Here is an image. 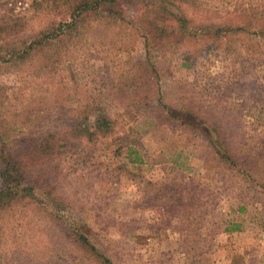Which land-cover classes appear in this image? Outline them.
<instances>
[{"label": "rangeland", "instance_id": "1", "mask_svg": "<svg viewBox=\"0 0 264 264\" xmlns=\"http://www.w3.org/2000/svg\"><path fill=\"white\" fill-rule=\"evenodd\" d=\"M25 1L0 0V140L13 154L60 136L27 166L33 197L0 211V264H94L76 231L111 264H264V0H169L194 19L198 7L231 21L239 2L251 29L146 57L127 21L97 12L65 26L68 3ZM122 2L127 18L141 7ZM189 103L220 125L223 143L247 147L251 176L166 115ZM100 109L116 121L111 133L68 132L80 111L91 125Z\"/></svg>", "mask_w": 264, "mask_h": 264}, {"label": "trees", "instance_id": "2", "mask_svg": "<svg viewBox=\"0 0 264 264\" xmlns=\"http://www.w3.org/2000/svg\"><path fill=\"white\" fill-rule=\"evenodd\" d=\"M122 1L53 0V2L68 3L67 17L70 20L66 22L65 26L75 25L76 20H84L83 18L81 19V16L96 14L97 12H101L106 18L127 21L136 26L143 37V45L146 50L145 57L149 54V51L158 53L170 50L172 47L180 46L191 39L215 45V43H218V38L236 36L239 32H244L246 28L251 29L249 17L244 18L249 8L243 7L241 3L239 4L236 1L232 4V10H225V15L230 14L232 11V21L231 19H221L222 17L214 20V17L209 16L206 9L198 7L196 10L197 19H194L186 15V11L184 12L183 9L172 8V2L169 0H138L141 5L138 13H135L136 15L133 18H127L121 8ZM263 31L262 26L256 25V35H263ZM145 61L148 62V60ZM155 93L156 99L159 100L160 96H162L159 86L156 87ZM164 107L166 115L173 119H178L184 130L189 131L194 137L198 136L208 141L223 162L240 169L245 178L251 176L249 168L252 167L250 165L253 164V161L247 160L248 154L243 153L244 151H249L246 149L247 147L240 150V148L237 149V146L223 143L220 125L216 121L209 119L207 114H201V105L189 103L188 105L179 104L176 107H172L170 104L169 107ZM89 112H92V110ZM115 122L110 115L100 109L99 111H94L92 124L89 125L87 112L82 110L78 118L69 127L68 132L72 136H89L93 133L106 135L113 131ZM56 136L60 135L57 133L43 135L13 154L5 152L4 147L6 144L0 140V211L11 203H17L24 198L33 197L34 190L38 187L22 183L27 166L30 164L36 165V163L53 154L58 146ZM61 136L65 137L67 135L62 133ZM127 144L125 146L127 155L132 156V160L140 162L141 159L138 152L134 149V143ZM263 180L256 181L262 182ZM235 226L228 225L224 230H234ZM72 235L74 243L81 254L94 264H111L110 259L99 252L82 232L76 231Z\"/></svg>", "mask_w": 264, "mask_h": 264}, {"label": "built area", "instance_id": "3", "mask_svg": "<svg viewBox=\"0 0 264 264\" xmlns=\"http://www.w3.org/2000/svg\"><path fill=\"white\" fill-rule=\"evenodd\" d=\"M9 3H13L14 9H24L25 7H28V4L25 0H9Z\"/></svg>", "mask_w": 264, "mask_h": 264}]
</instances>
